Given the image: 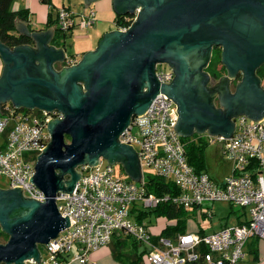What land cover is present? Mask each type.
<instances>
[{
  "label": "water",
  "instance_id": "95a60500",
  "mask_svg": "<svg viewBox=\"0 0 264 264\" xmlns=\"http://www.w3.org/2000/svg\"><path fill=\"white\" fill-rule=\"evenodd\" d=\"M113 5L118 14L135 16L129 28L104 33L93 50L59 70L53 61L65 60L64 51L47 44L51 27L25 32L37 48L0 40V103L63 115L48 121L50 141L30 178L45 200L23 199L22 187L0 189V226L8 235L0 242V263L39 261L38 244L69 225L55 196L58 190L72 191L81 176L78 165H96L103 157L109 164L122 163L130 178L141 181L136 151L118 136L158 92L177 106L172 127L183 137L205 131L230 137L233 117L264 118V87L256 75L264 64V0H113ZM212 45L222 47L227 77L241 74L233 92L205 86L201 52ZM160 63L173 72L169 83L155 75ZM16 207L22 211L13 216Z\"/></svg>",
  "mask_w": 264,
  "mask_h": 264
},
{
  "label": "built area",
  "instance_id": "2783aa9c",
  "mask_svg": "<svg viewBox=\"0 0 264 264\" xmlns=\"http://www.w3.org/2000/svg\"><path fill=\"white\" fill-rule=\"evenodd\" d=\"M76 16L69 8L59 7L56 26L66 32L95 22L94 9ZM130 24L117 29L124 31ZM155 75L160 82L169 83L173 72L156 66ZM176 107L171 98L158 92L141 114L131 117L118 140L135 148L140 166L150 167L153 175L169 181L177 193L148 191L145 175L141 181L122 179L103 157L96 165L80 164L81 176L72 191L58 190L55 196L57 209L67 216L69 225L44 244L43 252L39 250V261L29 258L23 264H85L91 251L107 245L118 232L145 246L149 264H239L243 260L249 240L264 238V118L257 121L239 115L230 137L208 136V142L221 144L223 155L231 162V172L215 180L188 163L183 136L172 127L178 116ZM62 117L56 109L0 103V179L8 188L22 187L26 196L45 200L30 178L37 156L50 141L48 121ZM168 201L188 210L200 208L204 202L226 201L244 207L247 221L203 235L184 232L169 237L152 233L144 220L132 217L139 209ZM1 230L0 226V242ZM201 246L207 251L202 252Z\"/></svg>",
  "mask_w": 264,
  "mask_h": 264
},
{
  "label": "trees",
  "instance_id": "16d2710c",
  "mask_svg": "<svg viewBox=\"0 0 264 264\" xmlns=\"http://www.w3.org/2000/svg\"><path fill=\"white\" fill-rule=\"evenodd\" d=\"M12 0H0V40L10 47L19 44H28L31 42V38L16 32L15 23L17 19H25L27 12L24 9L13 10L11 9ZM44 3H49L50 0H40ZM133 16L131 14L117 15L115 17L116 27L125 26L132 22ZM52 20H49L50 23ZM56 23V19H54ZM65 32H62L58 27L54 35L53 40L58 41ZM218 56V54L216 55ZM259 76L264 77V68L259 70ZM241 74L238 76L240 79ZM264 87V83L261 84ZM185 144V152L188 163L194 168L195 171L201 172L206 170L205 162V148L208 141L200 137L199 135H193L189 137H182ZM208 173V172H207ZM145 186L146 189L155 194H162L164 192L177 193L173 185L169 181L157 175H145ZM232 204V203H231ZM244 208V207H242ZM132 211V208H131ZM246 209L244 208L243 214L245 218L241 219L240 215L238 217V223H243L247 221ZM165 217L169 220H173V223H167L158 233L159 235L173 237L177 233H184L186 227V221L188 218V209L181 206H176L171 202H161L157 207L152 209H139L138 213L135 214L137 220H142L144 217ZM148 224V223H146ZM224 226V225H223ZM1 237H3V242L8 238V235L1 230ZM199 234L203 235L204 231L199 230ZM259 238H253L250 245L255 244V248L250 250L253 257L258 256L257 241ZM129 240H131L129 242ZM110 247V252L112 256L120 261L122 264H146V248L140 245L131 236L118 232L113 234L112 239L108 243ZM202 252H206L205 247H200ZM0 264H6L1 262Z\"/></svg>",
  "mask_w": 264,
  "mask_h": 264
},
{
  "label": "crops",
  "instance_id": "0c3cea01",
  "mask_svg": "<svg viewBox=\"0 0 264 264\" xmlns=\"http://www.w3.org/2000/svg\"><path fill=\"white\" fill-rule=\"evenodd\" d=\"M10 6L11 9L13 10L24 9L27 12L25 19L16 20L15 28L18 34L25 35V32H30V33L34 31L40 32L41 30H47L49 27L53 29V33L50 39L48 40L47 44L52 45L55 49L62 48L65 57V60L53 61V67L55 70H59L61 69L62 66L70 65L72 63L77 62L85 52L89 50H93L97 46L98 41L100 40V38L103 36L104 33L117 29L115 25V17L119 14L114 8L113 0H91L88 4L85 3V0H60V4H57L55 0H50L49 3H44L41 2L40 0H12ZM59 7L69 8L75 14L87 13L90 9H94L95 18H96L95 22L92 26H89L87 28L73 27L72 29L66 31L64 36L58 39V41H54L53 38L57 31V26L56 23L54 22V19L56 18V12ZM49 20L52 21L48 23ZM77 37L80 39V42L77 47H74L73 40L76 39ZM30 38H31V42L28 44H30L33 48H37V43L35 39L33 37ZM68 43H70L69 44L70 51H68ZM2 69H3V63L2 60L0 59V74L2 72ZM214 97H217V95H214L212 99ZM216 107H219V105ZM193 135H199L200 137L207 139L208 136L211 134L205 131L202 133L194 132L190 136ZM218 146H219L218 149L220 150L222 155L223 154L222 146L219 143ZM222 158L223 160L227 159L225 158L224 155ZM227 161L230 164L229 166V173H230L231 162L228 159ZM120 164L124 172L126 173L123 164L122 163ZM140 174L141 177L143 175H146L141 166H140ZM126 175H127V179L134 180L130 178V176L127 173ZM7 188L0 187V189H7ZM197 232L199 233V230ZM204 233H209V232L204 231ZM252 241L253 238H251L247 243L245 248L246 252L251 253L250 250H253L255 248V244L250 245ZM260 243L264 244V241L260 242L258 239L257 241L258 253L262 248H264V246H260ZM77 263L78 262H75L74 264ZM95 263L122 264L120 261L116 260L112 256L108 244L101 246L98 249L91 251L88 254V261L85 264H95Z\"/></svg>",
  "mask_w": 264,
  "mask_h": 264
},
{
  "label": "rangeland",
  "instance_id": "374dc122",
  "mask_svg": "<svg viewBox=\"0 0 264 264\" xmlns=\"http://www.w3.org/2000/svg\"><path fill=\"white\" fill-rule=\"evenodd\" d=\"M55 1L57 4H60V0ZM73 41L74 47H77L80 39L77 37ZM69 44L70 43H68V51H70ZM156 66L161 69L169 68L164 63L157 64ZM218 148V143L215 142H208L205 148L206 170L208 174L215 180L222 179L224 176H226L229 173L230 166L227 159L223 160V154L221 155V152ZM113 170L115 175L121 177L122 179H127V175L119 162H115L113 164ZM143 171L146 175L154 174L153 170L150 167H143ZM0 187L7 188L6 181L2 178L0 179ZM243 211L244 208H242L241 206L231 204L226 201H216L214 203L204 202L200 208L196 207L188 210L185 232H197L198 230L212 232L213 230L220 228L221 225H235L238 223L237 215H240L242 213L240 215L241 219L245 218V214H243ZM247 213L248 211H246V215ZM132 217L133 219L135 218L134 215ZM142 220L148 223L150 231L154 234H158L167 223H173V220H169L165 217L145 216ZM130 241L131 240H129V242ZM259 241H264V238H260ZM1 242H3V237H1ZM260 246H264V244L260 243ZM38 249L43 252L44 245L38 244ZM239 264H264V248L259 251L256 258L253 257L252 253L246 252L245 257L241 262H239Z\"/></svg>",
  "mask_w": 264,
  "mask_h": 264
},
{
  "label": "flooded vegetation",
  "instance_id": "af4514ba",
  "mask_svg": "<svg viewBox=\"0 0 264 264\" xmlns=\"http://www.w3.org/2000/svg\"><path fill=\"white\" fill-rule=\"evenodd\" d=\"M133 16V15H132ZM135 16H133L134 18ZM221 50L222 47L220 45H212L208 50L205 48L201 53H203V57L205 58L201 60V72L204 73L203 79L206 81L205 86L212 90L213 89H225L228 86L230 92L234 91L236 83L239 81L238 76L240 72H237L235 77H227V69L221 62ZM218 54V56H216ZM200 56V55H199ZM197 57V59H195ZM194 59L197 62L198 56H195ZM192 59V58H190ZM192 59V61L194 60ZM194 62V61H193ZM264 68V64H261L256 68V75L260 78V84L264 83V77L259 76V70ZM261 73V72H260ZM213 103L218 106L219 99L218 97H214L212 99ZM236 118V117H235ZM233 117L232 120L234 121ZM68 140V139H67ZM76 171L78 172V167H76ZM65 179L69 178L68 174L64 175ZM20 195L23 199L28 198L26 194L20 190ZM22 211L21 207H16L12 212L13 216L19 214Z\"/></svg>",
  "mask_w": 264,
  "mask_h": 264
}]
</instances>
